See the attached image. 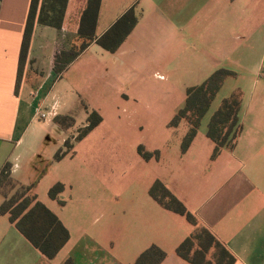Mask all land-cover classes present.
<instances>
[{"label": "rangeland", "instance_id": "374dc122", "mask_svg": "<svg viewBox=\"0 0 264 264\" xmlns=\"http://www.w3.org/2000/svg\"><path fill=\"white\" fill-rule=\"evenodd\" d=\"M126 1L103 0L97 34L108 28ZM163 1L136 0L133 7L140 23L116 52L94 42L56 74L53 86L50 81L42 108L55 113L38 116L25 133L14 175L33 185L32 193L63 221L71 245L79 241L85 249L110 251L123 264H135L159 239L165 248L159 247L173 257L183 240L200 228L187 215L162 208L151 190L167 188L194 213L208 189L219 182V176L212 175L216 164L226 160L224 155L217 160L207 135L212 116L234 90L264 85L258 70L264 55V18L257 14V0H205L191 18L184 11L183 18L177 15L178 0H171L173 15ZM197 21L219 23L225 37L190 39ZM180 25L185 34L179 32ZM229 34L242 38L229 39ZM48 38H37L45 50L33 61L31 86L46 76ZM220 68L233 75L226 78L190 139L185 120L173 125L175 115L185 106L187 91ZM93 111L102 121L80 138ZM58 153L65 155L55 159ZM56 183L64 189L52 199L49 190ZM163 222L168 226L162 227Z\"/></svg>", "mask_w": 264, "mask_h": 264}, {"label": "crops", "instance_id": "0c3cea01", "mask_svg": "<svg viewBox=\"0 0 264 264\" xmlns=\"http://www.w3.org/2000/svg\"><path fill=\"white\" fill-rule=\"evenodd\" d=\"M87 1H68L61 28L36 23L28 58L16 91L20 51L31 0H0V172L4 165L10 162L12 175L16 174L18 160L22 158L24 135L37 118L35 111L38 106L45 104L49 93L46 91V86H49L52 79L53 86L59 74L54 66L55 56L61 51L69 50L77 39L81 15ZM202 1L205 2V0H178L177 15L181 14L183 18L184 11L190 15L188 18H191L190 13L196 16L200 11L196 6ZM102 2L103 0H101L96 33L102 13ZM135 4L136 0L126 1L120 7L118 15L109 22L108 28ZM162 4L169 14H175L171 0H165ZM244 4L248 7L249 1ZM257 5L258 16L264 18V0H257ZM139 23L140 20L135 28ZM201 23L197 21L194 25L193 35L188 36L190 39L207 40L225 37V28L219 23L207 22L210 24L205 25ZM178 30L185 34V27L180 25ZM39 35L51 37L50 42L46 43L50 45L48 61L44 66L47 73L40 81L34 80L31 86L30 78L33 75L30 73L33 61L36 55L45 50L44 45L37 39ZM226 37L242 38L240 34H229ZM259 62L258 70H261L264 78V55ZM56 74L57 77L54 78ZM242 94L241 132L234 147L223 149L217 156V160L223 155L226 159L216 164L212 172L213 176H219V182L208 189L192 214L199 224L212 231L232 253L235 257L234 264H264V85L259 87L253 84L249 91H242ZM2 200L0 194V203ZM149 225L148 234L152 235V230L154 231L152 218ZM164 226L168 224L163 222L162 227ZM161 240L155 243L165 248V241ZM71 242L70 235L69 241L56 257L49 260L18 231L6 215L0 213V264H123L117 261L110 251L85 249V246L79 245V241L73 245ZM173 242H176V238ZM160 264L192 263L177 254L173 257L166 255Z\"/></svg>", "mask_w": 264, "mask_h": 264}, {"label": "trees", "instance_id": "16d2710c", "mask_svg": "<svg viewBox=\"0 0 264 264\" xmlns=\"http://www.w3.org/2000/svg\"><path fill=\"white\" fill-rule=\"evenodd\" d=\"M69 0H31L29 13L24 30L17 87L26 64L33 30L36 23L55 28L63 26ZM101 6V0H88L82 12L78 37L69 50L62 51L55 60V70L60 72L74 61L92 43L99 44L109 52L119 49L139 22L134 7L123 13L102 35H97L96 27ZM233 73L225 68L216 70L211 77L199 86L187 91L185 106L175 115L174 126L183 120L190 128L189 138L196 134L202 117L206 114L213 99L223 86L227 77ZM242 91L235 90L222 101L218 110L212 116L207 135L214 142V156L225 149L234 147L241 132L240 111L242 107ZM58 116L55 120H58ZM90 123L84 127L80 138L87 135L102 121V116L93 111ZM66 144L69 141L66 140ZM65 154L58 153L55 159H61ZM64 185L56 183L49 190V196L57 199ZM33 185H27L16 180L12 175V165L7 162L0 172V213L6 215L18 231L49 260L56 257L59 251L70 239V232L58 215L37 199L33 194ZM151 195L165 209L187 215L188 221L194 226L197 218L187 212L183 204L167 189L157 193L151 190ZM177 254L192 264H234L235 257L207 227L200 224L177 247ZM166 253L157 245H151L142 252L135 264H160Z\"/></svg>", "mask_w": 264, "mask_h": 264}, {"label": "built area", "instance_id": "2783aa9c", "mask_svg": "<svg viewBox=\"0 0 264 264\" xmlns=\"http://www.w3.org/2000/svg\"><path fill=\"white\" fill-rule=\"evenodd\" d=\"M42 106L43 105L38 106V108L35 111V116H37V117L41 116L42 118H47L50 115H52V116L54 115L55 112H54L53 108H50L47 112H44Z\"/></svg>", "mask_w": 264, "mask_h": 264}]
</instances>
